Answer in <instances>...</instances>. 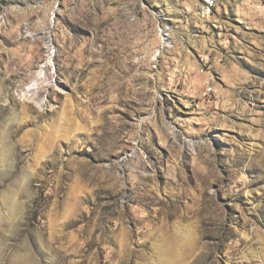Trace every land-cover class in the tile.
I'll use <instances>...</instances> for the list:
<instances>
[{"label": "rangeland", "instance_id": "obj_1", "mask_svg": "<svg viewBox=\"0 0 264 264\" xmlns=\"http://www.w3.org/2000/svg\"><path fill=\"white\" fill-rule=\"evenodd\" d=\"M197 1L0 0V264H264V0Z\"/></svg>", "mask_w": 264, "mask_h": 264}, {"label": "bare ground", "instance_id": "obj_2", "mask_svg": "<svg viewBox=\"0 0 264 264\" xmlns=\"http://www.w3.org/2000/svg\"><path fill=\"white\" fill-rule=\"evenodd\" d=\"M198 5H205L206 4V0H198L197 1ZM214 4L217 6L218 4V0H214ZM214 10V7H207V8H199L196 13L197 15L203 19V18H207V14H211L212 11ZM49 31V30H48ZM47 35V39H50L49 33L46 31L45 32ZM167 36V35H166ZM157 58L155 56L154 61H156ZM42 73V72H41ZM41 76V75H40ZM38 79V78H37ZM40 81V80H39ZM43 83V82H42ZM40 87V86H38ZM37 86L34 85V87H29L28 89L24 90V92L22 93L24 98H28L30 100H32V102H36V106H38L40 109H43L45 106V102L44 100H37V96H38V91L39 88ZM55 112V111H54ZM3 138V137H2ZM4 139V138H3ZM186 142H188L189 146L194 149L195 147L199 146V142H195L192 140H187ZM5 158V157H4Z\"/></svg>", "mask_w": 264, "mask_h": 264}, {"label": "built area", "instance_id": "obj_3", "mask_svg": "<svg viewBox=\"0 0 264 264\" xmlns=\"http://www.w3.org/2000/svg\"><path fill=\"white\" fill-rule=\"evenodd\" d=\"M207 7H214V11L217 8V6L214 4V0H206L205 5H198V3L195 4V11H197L199 8H207ZM213 14H207V18H210Z\"/></svg>", "mask_w": 264, "mask_h": 264}]
</instances>
